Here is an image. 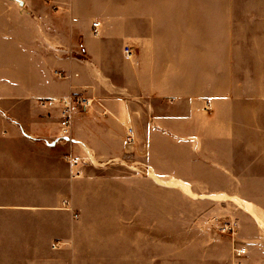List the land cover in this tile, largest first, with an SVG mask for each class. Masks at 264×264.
I'll use <instances>...</instances> for the list:
<instances>
[{"label": "crops", "instance_id": "1", "mask_svg": "<svg viewBox=\"0 0 264 264\" xmlns=\"http://www.w3.org/2000/svg\"><path fill=\"white\" fill-rule=\"evenodd\" d=\"M259 5L264 6V0H0V208L52 207L2 204L3 197L19 195L14 191L24 170L29 176L36 170L40 172L42 167V174L46 171L49 176L52 164H60L58 175L62 173L60 178L66 179V166L61 159L55 162L45 157L19 156L24 136L31 138L27 141L35 146L44 138L48 142L50 137L41 128L47 125L51 128L49 116L41 110L26 109L21 116L17 106L22 102L33 105L38 100L70 94L95 99L94 108L77 114L71 128L72 144L91 150L98 159L112 153L117 155L118 148L126 149L129 129L133 130L134 137L128 146L147 151L161 146L162 130L172 133L174 138L171 139L176 142L173 146L177 149L195 147L189 139L201 140L203 149L208 148L205 144L211 141L236 139L243 147L241 136L245 121L238 111L239 101L245 102L244 106L240 103V108L250 112L251 138L258 139V119L262 116L257 105L259 95L239 98L229 95L224 87L221 91V85H226V67L224 62L221 67L219 61L218 71L212 73L210 46L198 47L196 58H191L189 53L195 50L187 39L180 46L171 36H163L160 22H170L165 26L167 29L180 28L187 36L196 26L209 34L211 22L258 21L262 17L258 8H253ZM94 23H98V27L95 28ZM127 47L132 51L129 59L124 54ZM158 101L166 102L170 111L159 113L155 107ZM55 119L54 140L49 142L57 147V143L64 145L65 142L58 140L57 111ZM255 144L256 141H252L250 147L255 148ZM154 157L157 158L150 155L154 159V163H149L153 171L150 179L161 185L160 193L162 184L169 186L162 183L164 179L178 182L172 184L190 193L187 180L193 177L189 173L165 175ZM85 160L79 161L76 167L81 169V176L86 175V181H94L82 182L92 184L87 188L73 186V208H105L102 198L121 196L124 223L123 236L93 242L87 257L90 264H179L180 245L189 246L191 242H180L177 238L164 240L159 236L142 235L141 231L132 235V227L142 228V210L132 208V203L136 201L135 196L141 198L143 191L132 190L126 184L130 175L108 178L92 175L83 168ZM179 165L191 170L194 162L188 159ZM70 174L75 176L76 171L72 168ZM36 189L43 191L39 196H49L51 186ZM94 196H98L96 205L91 199H85L82 205L77 200ZM244 206H249V214L263 224L254 204L246 202ZM240 240L245 243L248 255V259L245 256L242 260L249 262L251 257H258L257 264H264V252L258 248L264 245V237H241ZM24 241L19 242L27 246L24 251H0V264H52L50 240ZM204 244L212 245L207 252L214 259L210 264H234L229 244L221 238H209ZM37 245L42 248H36ZM76 245V242L70 243L68 252H58L65 257L61 264H82L85 256ZM58 247L54 246L53 250L60 251ZM186 251L188 255L195 254Z\"/></svg>", "mask_w": 264, "mask_h": 264}, {"label": "rangeland", "instance_id": "2", "mask_svg": "<svg viewBox=\"0 0 264 264\" xmlns=\"http://www.w3.org/2000/svg\"><path fill=\"white\" fill-rule=\"evenodd\" d=\"M257 8L259 16L262 17L258 21L242 19L211 22L209 34L196 26L193 31H188L187 36L180 28L167 29L165 26L170 22L160 23L163 27V36H171L180 46L185 43V38L187 39L195 50L189 53L191 58H196L198 47L210 46L209 59L212 73L218 71L219 61L221 67L223 62L226 67V85H221V91L224 87L229 95L239 98L242 96L249 98L251 94L259 95L257 105L262 116L258 119L260 126L258 139L251 138L250 112L241 109L240 103L244 106L245 102L239 101L238 111L245 121L241 136L243 147H240L236 139V141L219 143L211 141L205 144L208 148L203 149L201 140L189 139V143L195 147L190 150L177 149L173 146L176 142L171 139L174 138L172 133L169 130H162V144L155 150L147 151L127 145L126 149H116L117 155L112 153L111 156L98 159L91 150L83 149L76 143L74 145L72 142L64 145L57 143L58 146L55 147L56 145L49 141L54 140L52 133L57 110L44 107L41 103L44 100H38L33 105L22 102L17 106L21 116L25 114L26 109L41 110L49 116L51 128L49 129L48 125L41 128L50 137L47 138L48 142H45L44 138L35 146L27 141L31 138L24 136L20 141L19 156L45 157L55 162L61 159L66 166V179L60 178L62 173L60 177L58 175L60 164H52V172L49 176L46 171L44 175L42 174V167L40 172L36 170L29 176L25 174V170L24 174L20 173L16 182L17 189L14 191L19 195L12 198L3 197L2 204L35 207L44 205L55 208H0V251L4 253L17 252L20 251L19 249L24 251L27 246L19 242H25L24 240L27 239L41 243L44 239L50 240L52 264H61L60 261L65 257L58 252L62 250L68 252L70 243L76 242L79 252L84 253L85 256L81 263L90 264L87 257L90 256L93 242H98L100 238L124 235L121 196L101 197L106 202L105 208H94V206L73 208L72 206L73 186L79 189L82 186L87 188V185L91 187L92 184L86 183L94 181L92 179L86 181V175L81 176V169L76 167L78 165H74V161L83 162L89 159L85 160L86 164L83 168L88 169L92 175L106 178L112 175L113 177L130 175V181L126 180V184H129L132 190L140 189L146 192V195L141 192V198L135 196L136 201L132 203V208H141L143 214L142 228L137 230L132 227L130 229L132 235L141 231L142 235L159 236L164 240L177 238L180 242H191L189 246L180 245L182 250H180L179 264H201L203 261L210 264L209 261L213 258L207 252L212 245L204 244L209 238H221L229 244L234 264L259 263L258 257H251L248 262L242 260L245 256V259H248V255H238V251L244 249L245 244L241 242V237H264V131H262L264 130V6H254L253 9ZM53 99L50 98L48 101ZM155 107L159 113L170 111L166 102L158 101ZM130 131L134 137L133 130L129 129L126 134V144L130 141ZM189 131H192L191 127ZM252 141H256V147L253 149L250 147ZM151 154L156 155L157 158H154L158 167L164 174L166 173L165 175L174 172L189 173L188 175L193 177L192 180H187L190 193L172 184L176 181L165 179L162 183H169V186L162 184L160 193L161 185L155 184L150 179L153 171L149 163L150 161L154 163V159L150 158ZM188 159L194 162L191 170L179 165L180 162ZM222 161L229 164H222ZM34 167L37 169V166ZM72 168L76 171L75 176L70 174ZM82 182L86 183L82 184ZM47 184L51 186L50 195L39 196L38 194L43 191L36 188ZM32 192L36 195H31ZM56 192L58 195L54 194ZM85 199H91L93 205L98 203V196L77 198L80 205L85 204ZM246 202L252 206L254 204L253 207L258 211L263 224L257 222L251 213L252 216L249 214L244 206ZM59 242L63 243L61 245L63 248L57 244ZM54 246H60L58 247L60 251H54ZM35 247L42 248V245ZM258 248L264 252V245ZM186 250L195 254L188 255Z\"/></svg>", "mask_w": 264, "mask_h": 264}, {"label": "built area", "instance_id": "3", "mask_svg": "<svg viewBox=\"0 0 264 264\" xmlns=\"http://www.w3.org/2000/svg\"><path fill=\"white\" fill-rule=\"evenodd\" d=\"M98 23H94V27H98ZM124 54L126 58H131L132 51L130 48H125ZM60 78L65 76L61 73H56ZM44 107L55 108L58 111V125H59V142H72L71 126L74 117L77 114H84L90 112L95 105V99L85 96L83 94H70L68 96L53 99L51 101L44 100L41 102ZM130 141L128 145L133 143L132 131L129 132ZM80 160H75L74 165H77ZM246 254L245 249H240L238 255Z\"/></svg>", "mask_w": 264, "mask_h": 264}, {"label": "bare ground", "instance_id": "4", "mask_svg": "<svg viewBox=\"0 0 264 264\" xmlns=\"http://www.w3.org/2000/svg\"><path fill=\"white\" fill-rule=\"evenodd\" d=\"M246 209L249 210V211H251V208H249V206H247ZM254 210H255V209H254ZM254 210H253V211H254ZM255 212H256V211H255ZM255 212H254V213H255ZM255 214H256V213H255ZM255 214H254V215H255ZM256 217H258V216H256ZM257 219H258V218H257Z\"/></svg>", "mask_w": 264, "mask_h": 264}]
</instances>
